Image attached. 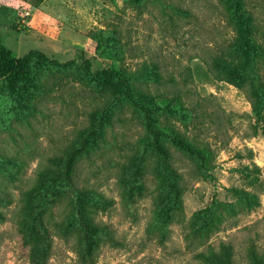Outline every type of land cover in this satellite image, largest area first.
I'll return each mask as SVG.
<instances>
[{"label": "rangeland", "instance_id": "1", "mask_svg": "<svg viewBox=\"0 0 264 264\" xmlns=\"http://www.w3.org/2000/svg\"><path fill=\"white\" fill-rule=\"evenodd\" d=\"M247 5L262 28L264 0ZM231 37L223 0H0V41L17 57L46 55L33 56L19 94L0 78V264H203L197 255L221 242L233 264H264V109L255 115L247 87L213 68ZM112 68L159 106L165 135L155 140L143 112L97 84ZM256 72L264 80L263 59ZM92 130L100 137L81 145ZM170 132L210 155L180 150ZM72 151L76 186L112 201L95 217L112 235L92 260L76 252L65 200L32 194L42 221L25 209L39 169L57 166L63 184Z\"/></svg>", "mask_w": 264, "mask_h": 264}, {"label": "trees", "instance_id": "2", "mask_svg": "<svg viewBox=\"0 0 264 264\" xmlns=\"http://www.w3.org/2000/svg\"><path fill=\"white\" fill-rule=\"evenodd\" d=\"M223 1L225 3L226 22L232 31V39L224 59L215 58L213 68L222 79L233 82L239 87H247L246 91L251 102L252 111L255 115H261L264 109V80L256 72V65L259 59L264 60V46L256 38H258L259 34L261 35L260 37L264 38V26L262 28L258 27L254 13L247 5V0ZM94 37L108 38V36L103 34L102 29L96 34L94 32ZM239 46L244 49L239 50ZM248 50L252 51L253 56L249 55ZM34 55L46 58V55L40 50H31L20 57L14 56L12 51L0 41V78H4L7 81L10 94H19L24 86L27 87L32 83L30 65ZM257 56L260 57L256 58ZM94 79L99 85L106 82L103 85V90L111 92L115 98L130 102L136 110L143 112L146 118V128L152 133L155 140L159 138L160 134H166L165 128L158 125V116L152 115V112L159 106L154 103L148 94L132 82H129V79L119 69L112 68L107 71H101L94 75ZM173 102L180 104L179 101L173 100ZM179 109L183 110L181 106ZM93 133V130L89 132L83 142H81V145H84L86 143L85 140L90 139V137L94 139L100 137L99 135H90ZM99 133L100 135L102 134L100 127ZM168 135L172 137L180 150L197 154L202 159H206L207 155H210L208 153L204 154L202 149H192L191 144L177 133L175 135L176 138L172 136L171 132ZM74 153H77V151H72L66 157L64 167L61 169L63 170V184L59 182V168L57 166L49 169L45 167L39 169L35 184L29 189L30 191H26L27 193L24 196L25 209L32 219L42 221V216H40L42 213L41 208L35 209L32 213L34 204H31L34 199L30 197L32 194L39 197H49V202L52 203L51 206L65 200L66 211H68L66 214L69 215V221L76 220L79 225L76 252L81 260L85 261L86 259H93L103 234L112 235L111 231L95 218L98 211L107 209L112 201L94 188L76 186L74 179L80 158ZM162 155L167 172L178 179L181 178L180 173L175 170L170 162V153L163 151ZM174 189L176 188L174 187ZM180 193L182 192L178 191L177 194L180 195ZM40 203H42L41 199L37 204ZM168 216L169 214L166 212L165 217ZM199 216L202 217V215ZM226 247L225 243L221 242L220 251L201 252L197 257L203 264H233L231 252ZM35 253L37 257L43 258V255H40L38 251H35ZM36 254H33V257Z\"/></svg>", "mask_w": 264, "mask_h": 264}]
</instances>
